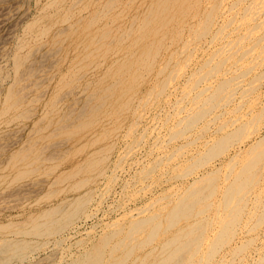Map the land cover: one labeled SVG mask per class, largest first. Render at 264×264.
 I'll return each mask as SVG.
<instances>
[{"label": "bare ground", "instance_id": "obj_1", "mask_svg": "<svg viewBox=\"0 0 264 264\" xmlns=\"http://www.w3.org/2000/svg\"><path fill=\"white\" fill-rule=\"evenodd\" d=\"M135 1L132 12L128 14L126 10V16L123 15L127 5ZM260 6V0H45L37 14L23 24L12 52L8 56L2 54L8 58L10 70L4 74L0 68V120L7 116L10 120H27L36 115V121L21 138V145L8 152L7 147L16 145L21 135L13 134L2 142L1 136L11 131L0 134V156L7 153L3 159L0 157V192L4 185L12 188L10 195L13 192L17 197L26 198L34 192L31 189L39 188L45 179L19 181L36 172H53L57 167L52 165L53 156L68 138L79 141L82 137L83 146L78 152L86 151L82 160L49 181L50 185L67 183L70 193L64 191L66 195L54 203L47 202L46 207L36 211L28 210L21 220L8 217L0 222V264L9 263V259L36 264L38 260L32 259V252L46 240L52 238L54 246H58L67 238L61 234L65 228L75 232L78 216L90 218L95 211L87 209L85 203L90 202L93 190H76L93 183L90 172L106 161L104 154L111 147L110 151L113 150L114 145L107 139L117 136L125 125V116L133 115L124 134L132 140L135 134L138 141L142 140L139 138L147 126L143 132L136 130L137 126L148 117L156 119L152 113L155 110L151 109L160 110L170 104L172 110H167L165 118L173 115V123L166 125L167 140L175 141L186 130L190 137L186 133L181 144L172 146L167 153L163 148L154 156L151 153L157 144L152 141L153 145H148L153 148V152L148 151L150 163H163L165 169H170L173 161L183 162L185 168L181 167L174 178L185 180L177 183L173 178H165L169 182L154 197L134 207L120 206V212L108 221L101 217L97 224L103 225L98 232L100 239L95 241L93 237V244L75 257L66 249H55L42 260L47 264H210L218 245L234 232L230 223L243 216L248 196L245 194L249 185L256 183L254 176L264 169L260 165L264 158L260 135L264 104L258 91L251 93L254 85L258 83L260 87L264 80V69L252 73L261 63L260 47L264 49ZM181 70L183 79L177 81ZM250 73L253 76L248 78ZM176 93L179 98L171 102ZM142 110H147L148 116ZM8 121L7 125L14 122ZM198 121L202 122L197 125ZM49 126L51 129L46 130ZM56 135L66 138L49 140ZM160 147L159 143L157 148ZM99 170L96 175H102ZM84 173L89 175L70 184L71 179ZM54 190L49 188L40 197L50 200ZM93 208L98 210L97 205ZM230 235L233 237L234 233ZM222 258L225 255L213 259L211 264H221Z\"/></svg>", "mask_w": 264, "mask_h": 264}, {"label": "rangeland", "instance_id": "obj_2", "mask_svg": "<svg viewBox=\"0 0 264 264\" xmlns=\"http://www.w3.org/2000/svg\"><path fill=\"white\" fill-rule=\"evenodd\" d=\"M248 1V0H247ZM262 0H260V4H261V6H260V9H261V11H260V16L262 17V19H260V24H262L260 27H262L263 26V28L261 29L260 28V33H261V35H260V37L262 36L263 37V35H264V33L262 34V32L264 31V13L262 14V12L264 11V2H261ZM45 4V0H0V57H1V59H0V68L3 70L2 72H4V74L6 73L7 74V72L10 70V67H9V65H10V63H7L9 60H7L8 58H6V57H4V56H2V54L3 55H5V56H8L11 52H12V49H13V47H14V44H15V39L21 34V32H22V28H23V24L24 23H26V22H28L31 18H32V16L34 17V15H36L37 14V11L43 6ZM135 4H137V2L135 1V2H132V4H128L127 5V9H124L123 11H122V14L123 15H125L126 16V10H127V12H128V14L130 13V12H132V9H134V5ZM263 4V5H262ZM130 9V10H129ZM121 14V15H122ZM263 20V21H262ZM263 22V23H262ZM263 30V31H262ZM262 31V32H261ZM262 40H264V38H262ZM264 42V41H263ZM262 49V50H261ZM264 49L263 48H261L260 47V54L262 53V54H264V51H263ZM8 51V52H7ZM262 54H261V56H262ZM258 55V54H257ZM260 56V62L263 64V62H264V55H263V57H261ZM257 57V56H256ZM4 58V59H3ZM263 58V59H262ZM263 60V61H262ZM192 61V60H191ZM257 61H258V59H257ZM260 63V65L259 66H256V69L257 70H255V72H253L252 71V73L253 74H255L256 72H259V73H261V70L262 69H264V64L262 65ZM5 64V65H4ZM4 66V67H3ZM7 66V67H6ZM46 68V66L43 68V69H45ZM260 68V69H259ZM258 70H260V71H258ZM181 72V77L179 76V78L177 77V81H182V79H183V71L181 70L180 71ZM252 73H250L249 74V76H248V78H250V77H252L253 76V74ZM41 76V79L44 77L42 74H40ZM47 72H45V77L47 78ZM251 75V76H250ZM45 78V79H46ZM263 79H264V77H263ZM258 82V81H257ZM260 82H261V79H260ZM263 83H262V85L264 84V80L262 81ZM261 84H260V87L258 86V83H256V85H254V88L253 89H251L252 91H251V93H252V95L255 93V92H259L258 94H259V96H262L261 98H262V101H263V104H264V85L262 86ZM258 87V88H257ZM255 88H256V90H255ZM260 89V90H259ZM262 89V90H261ZM254 92V93H253ZM261 94V95H260ZM175 95V96H174ZM173 96H172V99H170L171 100V102H174L177 98H179V95H177V93L176 94H174ZM163 101H164V98H163ZM261 101V102H262ZM153 102V101H152ZM148 103V102H147ZM154 104H157V103H155V102H153ZM153 103L151 104V107L153 106ZM260 104H262V103H260ZM145 105V104H144ZM167 105V104H166ZM155 106V105H154ZM151 107H150V109H151ZM168 107V109H166ZM170 107H171V104L170 105H167V106H163V108L161 107L160 108V110L159 109H151V111H154L155 110V112H152L154 115H155V117H156V119H150V117H148L145 121H143L144 123H142L140 126L142 127V128H140V126L138 125L137 126V128H136V130H138V131H140V132H143V130H145V128H146V126H147V128H146V130L144 131V133H143V136L142 137H140L139 139H141L142 138V140H143V142H142V140H140V141H138V137L135 135V134H133L134 135V137H135V139H133L134 140V144H133V140H132V138L130 139V137L129 136H127L126 134H124V132H125V130H127L128 129V127L126 126V123H127V121H129V120H131L132 118H133V115L131 116V115H127V116H125V119L124 120H126L125 121V125L123 126L122 125V128H120L117 132H118V134H117V136H116V134L115 135H111L107 140H108V143H111V146H113V150L112 151H110L111 149H112V147H111V149L110 150H108V152H106L104 155V158L106 157V161L104 160V163H102V165H100V164H98V168L95 170V171H93L92 173L90 172V174L93 176V183L92 184H90V185H84L83 187H81V188H79V189H77L76 191L77 192H80V191H82V190H86V188L87 189H91V190H93L92 191V194L89 196L90 197V202L88 201H86V205H85V207H87V209H89V210H91L92 209V211L94 212V213H92V215H90L91 217L89 218V217H82V215L81 216H78V219H79V221H78V219L76 220V222H75V225H77V227L76 228H74V229H76L75 230V232L73 231V230H71V229H69V230H67V228H65L64 229V231L63 232H61V234L66 238L64 241H61L60 242V244L58 245V246H54V244H53V239L51 238V239H48V240H46L47 242V244L45 243V244H43L42 245V247H40V248H38L37 249V251L34 253V252H32V256H33V260H38L37 262H36V264H47L46 263V260L45 261H43L42 259H44V258H47V256H49L48 254H50L51 252H53L55 249H57V250H55L56 252L57 251H59V252H61V251H64V249H66V251L69 253L70 252V254H73V256L74 255H76V254H78L79 253V251H81V250H83V248H87L90 244H93V240L95 239V241H98L100 238L98 237V235H100V233H98L99 231H100V229H101V231H102V228H103V225L100 227V225H97L98 223H100L99 221H100V219H101V217L103 218L102 220H106V221H108L109 219H111V218H113L118 212L117 211H119L120 212V206H122V207H126V208H129V207H134V206H137V205H139L142 201H144L145 199H147V198H152V197H154L155 195H156V192L157 191H159V188H161V187H163V186H165V184H167L168 182H169V180L168 181H164V179L165 178H168V177H170V178H173V180L175 179V181H177V183H179L180 181H184L185 179L184 178H182V179H176V178H174V175H176L177 173H179L180 172V170H181V167H182V170L185 168V164L183 163V162H181L180 164H178L179 162H177V163H175L174 161L172 162V164H171V168H173V169H165L164 168V164L163 163H158L157 165L155 164L154 166H152L154 163H150V159H151V156H154V155H156V154H160L161 153V150L163 149V150H165V151H163V152H168L169 150L171 151V149L173 148V147H175V146H177V145H179V144H181L180 143V141L182 142L183 140H184V138H183V136H185L186 135V133L188 134V133H190V131H185L183 134H182V136H180V138H177V137H175L174 138V140L176 141H173V139L172 140H167V130L169 129V127H167V126H169L171 123H173L172 121H170L171 119H173V115H172V117L171 116H169V118L166 116V118H168V121H166L165 122V120H164V118H165V113L167 112V110L169 111V109H170ZM263 107H264V105H263ZM37 110V109H36ZM158 110H159V112H158ZM170 110H172V109H170ZM245 110V109H244ZM144 113H145V111H146V113H147V116H148V112H147V110H142ZM254 111H256V109H254ZM253 111V112H254ZM157 112V113H156ZM173 112V111H172ZM242 112V111H241ZM163 113V114H162ZM235 113V112H234ZM231 115H233V112H231L230 113ZM8 115V114H7ZM164 115V116H163ZM36 115H33V116H31V117H29L27 120H23V119H20V120H15V119H12L11 118V120H10V117H8V119H6L7 117H4V119H2L1 118V120H0V134L1 135H3L4 133L6 134L7 132L9 133V131H11V133H9V135L7 134V135H3V136H1L2 138H4V140L2 141V142H4V141H6L5 140V138H9V137H12V135L14 134V135H21V136H18V138H17V143H16V145H12L13 147H10V146H8L7 148H8V150H6L5 152H8L9 150H13V148L15 147V146H19V145H21V138H23V137H25L28 133H29V131L30 130H28L31 126H32V121L33 120H35L36 121V119H34V117H35ZM162 116V117H161ZM225 117H227V114H225L224 115ZM162 119H161V118ZM165 118V119H166ZM157 119H158V121H157ZM5 120V121H4ZM14 121V122H10L8 125H7V121ZM154 120V121H153ZM156 120V121H155ZM163 120V121H162ZM4 121V122H3ZM8 121V122H9ZM249 121V120H248ZM163 122L165 123L163 126H162V124H163ZM199 122V121H198ZM202 121H200L197 125H199L200 123H201ZM251 121H249L248 123L249 124H251L250 123ZM259 122V121H258ZM257 122V123H258ZM155 123V124H154ZM157 123V124H156ZM167 123H168V125H167ZM256 123V124H257ZM153 124L155 125V126H153ZM161 125V127H159L160 125ZM157 125V126H156ZM167 125V126H166ZM13 126H16V127H13ZM21 126V127H20ZM22 126H24V128H22ZM211 127H213V124H211L210 125ZM51 127L52 126H49V127H47L46 128V130H49V129H51ZM127 127V128H126ZM138 127L140 128V129H138ZM159 128V132H158V128ZM18 128H20L19 129V131H18ZM22 128V129H21ZM149 128H150V130H152L151 131V133H150V130H149ZM152 128V129H151ZM123 129V130H122ZM154 129V130H153ZM157 129V130H156ZM163 129V130H162ZM263 129V130H262ZM15 130V131H14ZM17 130V131H16ZM23 130V131H22ZM149 130V131H148ZM155 130H156V132H155ZM208 130V129H207ZM123 131V132H122ZM130 131H132V130H128V133H130ZM163 131H166V132H163ZM206 131V130H205ZM14 132V133H13ZM17 134H16V133ZM20 132V133H19ZM153 132V133H152ZM158 132V133H157ZM165 133V134H163V133ZM192 132H194L193 130H192ZM191 132V133H192ZM122 133L124 134V136L122 135ZM127 133V132H126ZM139 133V132H138ZM148 133V134H147ZM261 134V138L263 137L264 138V126L261 128V132H260ZM163 134V135H162ZM13 135V136H14ZM55 135V134H54ZM146 135V136H145ZM155 135V136H154ZM158 135H160V136H158V137H160L159 139H158V137L157 136ZM192 136H193V134H191ZM79 136V135H78ZM144 136H145V138H144ZM165 136V137H164ZM120 137V138H119ZM121 137H125L126 138V140L125 139H123V138H121ZM150 137V138H149ZM188 137H190L189 136V134H188ZM64 138H66L65 136H63V135H56V136H53L52 138H50L49 140L50 141H53V140H64ZM80 138V137H79ZM147 138V139H146ZM156 138H157V140H156ZM176 138L178 139V140H176ZM181 138H182V140H181ZM262 138V139H263ZM52 139V140H51ZM137 139V140H136ZM152 139V140H151ZM261 139V142H264V139L262 140ZM81 140H83L82 139V137H81ZM81 140H79V141H76V140H72V139H70V138H68L67 140H65L63 143L65 144H63L61 147L60 146H58V150H56V151H58V153H57V155H55V156H53V158H54V163L52 164V165H54V166H57V167H55L54 169H53V172H50L49 174H47L48 172H42V173H33V174H31V175H29L28 177H25V178H23V179H21V181H19V182H21V183H23V182H25V183H28V182H30V181H32V182H36V180L39 182V181H43L44 179H45V181L41 184V185H39V188H33V189H31V190H34V192H32V193H29L28 195H26V198H24L25 196H19L18 195V197H17V195L15 194L14 195V193L13 192H11V195H10V191L12 190V188H10V187H7V186H5L4 185V190H2L3 192H0V222H5L6 221V219L8 218V219H11L10 217H13V219L14 220H21L24 216H25V214L27 213V211L28 210H30V211H36V209H41V208H43V207H46L47 206V202H51V204L52 203H54L56 200H58V199H61V197L63 196V195H66V193L64 194V191H66L67 193H70V192H68V191H70V190H68V186L69 185H67V183H55V184H52V185H54V186H52V185H50L49 184V181H51V179H54V177L56 176V173L58 174V172H60L61 170H64V169H67L68 167H70L71 165H73L74 163H76L77 161H79V160H82L83 158H84V152L86 151H81V152H78V150H80V145H82L83 146V143H82V141ZM128 140V141H127ZM150 140H151V143H150ZM161 140H162V142L164 141V142H172L173 141V144L172 143H162L161 142ZM167 140V141H166ZM70 141H72V142H70ZM111 141V142H110ZM120 141V142H119ZM135 141H136V144H135ZM154 143H153V142ZM177 141H178V143H177ZM55 142V141H54ZM79 142H80V144H79ZM141 144H140V143ZM156 142H158V143H156ZM68 145H67V144ZM70 143H72V144H70ZM131 145H130V144ZM148 143H150V144H148ZM157 144V147H158V145H159V143H160V145H161V147L158 149L157 147L156 148H154V151L155 152H157V153H151V152H153V148H151L150 146L151 145H153V144ZM141 146V147H139V145ZM166 144H168L167 146H166ZM170 144V145H169ZM172 144V145H171ZM176 144V145H175ZM133 145H134V147H133ZM138 145V146H137ZM148 145H150V146H148ZM166 146V147H163V146ZM77 146H79V147H77ZM125 146V147H124ZM143 146H145V147H143ZM173 146V147H172ZM192 146V145H191ZM193 146H195V144H193ZM5 147V146H4ZM67 147H70V148H68L67 149ZM130 147V148H129ZM144 149H143V148ZM149 149H148V148ZM170 147V148H169ZM16 148V147H15ZM55 148V147H54ZM65 148V150L63 151V149ZM115 148L117 149V150H115ZM119 148L121 149V151L119 150ZM147 148V149H146ZM165 148H169V149H165ZM182 148V150H183V147H181ZM56 149V148H55ZM77 149V150H76ZM124 149V150H123ZM136 151V154H134L135 153V151ZM142 149V150H141ZM146 149V150H145ZM152 149V150H151ZM156 149V150H155ZM139 150V151H138ZM151 152H150V151ZM184 150H186V148L184 149ZM228 150L229 151H231V148L229 147L228 148ZM66 151V152H65ZM110 151V152H109ZM115 151V152H114ZM151 153V156H150V154H149V152ZM179 151V150H178ZM72 152V153H71ZM147 152V153H146ZM160 152V153H159ZM162 152V153H163ZM1 153V152H0ZM108 153H109V155H108ZM129 153V155H127ZM130 153H132L131 155H130ZM145 153H146V156H147V158H146V156H144L145 155ZM5 155H1L0 157L3 159L4 158V156H6L7 155V153H4ZM69 154H70V156H69ZM72 154H73V156H72ZM75 154H76V156H75ZM61 155V156H60ZM138 155V156H137ZM185 155V154H184ZM58 156H60V158L58 159V158H56V157H58ZM123 156V157H122ZM135 156H137V157H135ZM150 156V157H149ZM65 157V158H64ZM109 157V158H108ZM122 157V158H121ZM0 158V159H1ZM55 158L57 159L56 161H55ZM64 158V159H63ZM69 158H71V159H69ZM143 160H142V159ZM133 159V160H132ZM138 159V160H137ZM182 159V158H181ZM264 159V158H263ZM263 159L260 161V165L263 167L264 166V161H263ZM68 160V161H67ZM134 160H137V162L135 163L134 162ZM145 160H147L146 162H145ZM225 160H226V158H225ZM1 162H2V160H0ZM66 161V162H65ZM108 161V162H107ZM117 161V162H116ZM143 162V165H141L142 164V162ZM148 161H149V163H148ZM108 163V164H107ZM114 163V164H113ZM116 163V164H115ZM118 163V164H117ZM175 163V164H174ZM183 163V164H182ZM63 164V165H62ZM123 164V165H122ZM132 164H134V165H132ZM182 164V165H181ZM59 165H60V167H59ZM107 165V166H106ZM120 165H121V167H124V168H121L120 167ZM129 165H131V167H128ZM145 165V166H144ZM149 165V166H148ZM142 166V167H141ZM152 168H151V167ZM156 166H157V168H156ZM162 167V168H161ZM119 168V169H118ZM131 168V169H130ZM147 168H149V169H147ZM154 168V169H153ZM156 168V169H155ZM164 168V169H163ZM99 169H101V174L102 175H100V174H98V175H96L97 173L96 172H98V171H100ZM112 169V170H111ZM146 169V170H145ZM152 169V170H151ZM103 170V171H102ZM105 170V171H104ZM124 170V171H123ZM138 170V171H137ZM139 170H140V172H139ZM142 170V171H141ZM149 171V172H146V171ZM155 170V171H154ZM158 170V171H157ZM164 170V171H163ZM170 170H172V172L170 171ZM181 170V171H182ZM260 170H261V168H260ZM132 171H134V173H136V175L132 172ZM161 171V172H160ZM167 173H166V172ZM122 172V173H121ZM131 172V173H130ZM43 173H44V175H43ZM117 173H118V175H117ZM145 175H144V174ZM148 173V174H147ZM155 173V174H154ZM166 173V174H165ZM172 173V174H171ZM47 174V175H46ZM86 173H84V174H81V175H77L74 179H71V182H70V184L71 183H73V181L74 180H77V179H79V178H84L85 176H88L89 175V173H87L86 175H85ZM104 174H106V175H104ZM108 174V175H107ZM139 174V175H138ZM143 174V175H142ZM154 174V175H153ZM159 174V175H158ZM167 174H169V175H167ZM258 174V175H257ZM255 176H254V180H255V184L254 183H251V187H250V185H249V187H248V191L249 192H246V193H248V194H245V195H248L247 196V198H246V202L248 203H246L245 202V204H246V206H244L245 208H243V216L241 215V219H238V220H235V221H237V224H235L236 222L235 221H232L230 224V230L231 229H233L232 231H234V232H232V233H234V235H233V237L230 235V234H232V233H230V234H228V237L221 243V244H219L218 245V248H217V252L215 253V254H213L214 256L212 257V261H213V259H216L217 257L219 258V257H222L223 255H225V259H221V260H223V262H220L221 264H264V259H262V257L264 258V169H262V171L260 172V174H259V172L257 173ZM96 175V176H95ZM130 175V176H129ZM135 175V176H134ZM151 175V176H150ZM38 176V177H37ZM42 176V177H41ZM54 176V177H53ZM113 176V177H112ZM115 176V177H114ZM134 176V177H133ZM143 176V177H142ZM148 176V177H147ZM158 176V177H157ZM162 176V177H161ZM167 176V177H166ZM258 176V177H257ZM112 177V178H111ZM128 177H130V178H128ZM131 177H133V178H131ZM139 177V178H138ZM147 177V178H146ZM150 177V178H149ZM102 178H103V180H102ZM116 178V179H115ZM136 178H138V179H136ZM159 178V179H158ZM160 178H161V180H160ZM249 178V177H248ZM47 179V180H46ZM118 179V180H117ZM130 181H129V180ZM146 179V180H145ZM163 179V180H162ZM256 179H257V181H256ZM110 180V181H109ZM113 180V181H112ZM124 180H126V181H124ZM137 180V181H136ZM166 180V179H165ZM172 180V179H171ZM101 181V182H100ZM127 181H128V183L132 186H130L129 184H127ZM135 183H134V182ZM143 183V184H142ZM176 183V184H177ZM47 184H48V187H46L47 186ZM114 184V185H113ZM150 184V185H149ZM257 184V185H256ZM14 185H16V183H14ZM64 185H66L65 187H64ZM125 187H124V186ZM127 185V186H126ZM148 185V186H147ZM159 185V186H158ZM161 185V186H160ZM50 186V187H49ZM103 186V187H102ZM144 186H145V188H144ZM147 186V187H146ZM152 188H151V187ZM43 187V188H42ZM106 187H107V189H106ZM117 187V188H116ZM121 187L125 190V188H126V190H125V192L123 191V189H121ZM140 187H142V188H140ZM49 188H50V190H54L55 188V190L54 191H56L55 193H53V194H50V200H46V199H42V197H40L41 195H44L43 193L44 192H46L47 190H49ZM60 188H62V190H59ZM64 188V189H63ZM111 188V190H109ZM131 188V189H130ZM148 188V189H147ZM156 188V189H155ZM113 189H115V190H113ZM118 189V190H117ZM120 189V190H119ZM139 191H138V190ZM134 192H133V191ZM147 190V191H146ZM252 190V191H251ZM41 191V192H40ZM59 191L61 192L60 194H58L59 193ZM100 193H99V192ZM102 191H103V193H102ZM121 191V192H120ZM130 191V192H129ZM132 191V192H131ZM141 191V192H140ZM144 193H143V192ZM145 191H146V193H145ZM251 191V192H250ZM37 192V193H36ZM105 192V193H104ZM114 192H115V194H114ZM116 192H117V194H116ZM4 193V194H3ZM96 193H97V195H96ZM118 193H120V194H118ZM129 193H131V195L129 194ZM140 193V194H139ZM152 193V194H151ZM40 194V195H39ZM58 194V195H57ZM114 194V195H113ZM124 194V195H123ZM133 194V195H132ZM103 195V196H102ZM126 195V196H125ZM130 195V196H129ZM142 195H144V196H142ZM9 196H11L12 198H9ZM15 196V198H13ZM94 196V197H93ZM124 196V197H123ZM127 196H128V198H127ZM250 196V197H249ZM9 199H8V198ZM40 197V198H39ZM100 197V198H99ZM23 198V199H22ZM37 198V199H36ZM45 198V197H44ZM94 198V199H93ZM102 198V199H101ZM124 198V200H122ZM2 199V200H1ZM12 199V200H11ZM19 200V201H15V200ZM27 199V200H26ZM39 199V200H38ZM117 199H119V200H117ZM120 199H121V201H120ZM130 199V200H129ZM134 199V200H133ZM247 199H248V201H247ZM253 199V200H252ZM24 200V201H23ZM38 200V201H37ZM43 200V201H42ZM6 201V202H5ZM35 201V202H34ZM122 201L123 202H125V203H122ZM120 202H121V204H120ZM131 202V203H130ZM33 203V204H32ZM39 204H41V205H39ZM122 204H124V205H122ZM134 204V205H133ZM88 205V206H87ZM91 205V206H90ZM97 205V208H98V210H94V208H93V206H96ZM115 205V206H114ZM108 206H110V207H108ZM113 206H114V208H113ZM128 206V207H127ZM4 207V208H3ZM114 210H113V209ZM4 209V210H3ZM8 209V210H7ZM25 209H26V212H25ZM120 209V210H119ZM244 209H246V210H244ZM109 210V211H108ZM23 212V214H22V212ZM30 211H28V212H30ZM105 211V212H104ZM113 211V212H112ZM115 211V212H114ZM244 211H245V213H244ZM108 212V213H107ZM117 212V213H116ZM210 212H211V210H210ZM249 212V213H248ZM21 213V214H20ZM111 213V214H110ZM95 214V215H94ZM2 215V216H1ZM24 215V216H23ZM103 215V216H102ZM6 216V217H5ZM17 216V217H16ZM80 217V218H79ZM106 217V218H105ZM83 218L84 219H86V220H84V221H82L83 220ZM243 218V219H242ZM240 222V223H239ZM234 223V224H233ZM96 224V225H95ZM91 225H93V227H91ZM232 226H234V227H232ZM237 226V227H236ZM239 227V228H238ZM241 227V228H240ZM89 228L92 230V231H90L89 230ZM97 228V229H96ZM236 228V229H235ZM65 230H67V231H65ZM89 230V231H88ZM242 230V231H241ZM71 231H73V232H71ZM100 231V232H101ZM68 232H69V234L71 235H69L68 234ZM238 232V233H237ZM75 235H74V234ZM94 233V234H93ZM87 234V235H86ZM91 235V236H90ZM97 235V236H96ZM230 235V236H229ZM235 236V237H234ZM93 237H94V239H93ZM232 237V238H231ZM235 238V239H234ZM52 240V241H51ZM68 240V241H67ZM82 240V241H81ZM233 242H232V241ZM230 242V244H228V242ZM89 244H88V243ZM226 242V243H225ZM65 243V244H64ZM86 243V244H85ZM67 245V246H66ZM86 245V246H85ZM65 246V247H64ZM77 248H76V247ZM219 246H221V248L219 247ZM59 247V248H58ZM44 248V249H43ZM74 248H76V249H74ZM219 248H220V250H219ZM63 249V250H62ZM222 249V250H221ZM241 250V251H240ZM221 251V252H220ZM226 251V252H225ZM58 252V253H59ZM73 252V253H72ZM77 252V253H76ZM218 254H220L219 256H218ZM60 256H61V254H60ZM75 257V256H74ZM258 257H259V259H258ZM12 260H14V259H9V263H8V261H7V264H25V262L27 261H29V260H24V261H12ZM262 260V261H261ZM11 261V262H10ZM54 261V260H53ZM53 261H52V263H53ZM211 261V262H212ZM26 262V264H30V263H27ZM40 262V263H39ZM211 262H210V264H211ZM206 263V262H205ZM204 263V264H205ZM32 264V263H31ZM35 264V263H34Z\"/></svg>", "mask_w": 264, "mask_h": 264}]
</instances>
